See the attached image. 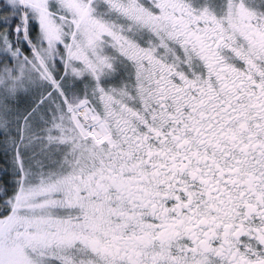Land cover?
<instances>
[{
	"label": "snow or ice",
	"instance_id": "obj_1",
	"mask_svg": "<svg viewBox=\"0 0 264 264\" xmlns=\"http://www.w3.org/2000/svg\"><path fill=\"white\" fill-rule=\"evenodd\" d=\"M0 264H264V0H0Z\"/></svg>",
	"mask_w": 264,
	"mask_h": 264
}]
</instances>
